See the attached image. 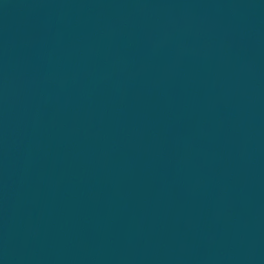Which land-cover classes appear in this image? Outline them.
Masks as SVG:
<instances>
[{
    "label": "water",
    "instance_id": "obj_1",
    "mask_svg": "<svg viewBox=\"0 0 264 264\" xmlns=\"http://www.w3.org/2000/svg\"><path fill=\"white\" fill-rule=\"evenodd\" d=\"M0 264H264V0H0Z\"/></svg>",
    "mask_w": 264,
    "mask_h": 264
}]
</instances>
